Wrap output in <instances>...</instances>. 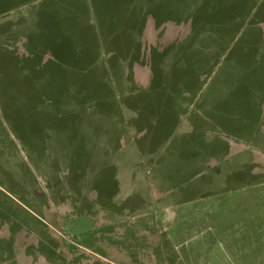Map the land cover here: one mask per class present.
<instances>
[{
	"label": "rangeland",
	"instance_id": "obj_1",
	"mask_svg": "<svg viewBox=\"0 0 264 264\" xmlns=\"http://www.w3.org/2000/svg\"><path fill=\"white\" fill-rule=\"evenodd\" d=\"M263 241L264 0H0V264Z\"/></svg>",
	"mask_w": 264,
	"mask_h": 264
},
{
	"label": "trees",
	"instance_id": "obj_2",
	"mask_svg": "<svg viewBox=\"0 0 264 264\" xmlns=\"http://www.w3.org/2000/svg\"><path fill=\"white\" fill-rule=\"evenodd\" d=\"M207 12H208V11H207ZM205 13H206V12H205ZM213 14H214V15H213ZM217 15H218V14L216 13V11H214V10L212 9V13H210V14H209V13H206V15H204V16H205V17H208V16H209V20H210L211 17H214V16H215L214 18H212L211 21H212V22H216V20L219 18V17L217 18ZM209 20H208V21H209ZM217 26H218V25H217ZM217 26H215V27L217 28Z\"/></svg>",
	"mask_w": 264,
	"mask_h": 264
},
{
	"label": "crops",
	"instance_id": "obj_3",
	"mask_svg": "<svg viewBox=\"0 0 264 264\" xmlns=\"http://www.w3.org/2000/svg\"><path fill=\"white\" fill-rule=\"evenodd\" d=\"M263 244H264V241H263ZM262 259H264V258L262 257Z\"/></svg>",
	"mask_w": 264,
	"mask_h": 264
}]
</instances>
